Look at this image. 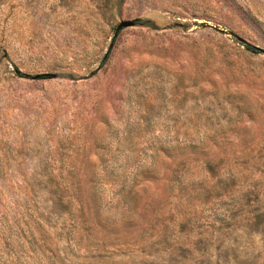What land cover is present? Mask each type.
<instances>
[{
    "label": "rangeland",
    "instance_id": "374dc122",
    "mask_svg": "<svg viewBox=\"0 0 264 264\" xmlns=\"http://www.w3.org/2000/svg\"><path fill=\"white\" fill-rule=\"evenodd\" d=\"M0 264H264V0H0Z\"/></svg>",
    "mask_w": 264,
    "mask_h": 264
},
{
    "label": "water",
    "instance_id": "95a60500",
    "mask_svg": "<svg viewBox=\"0 0 264 264\" xmlns=\"http://www.w3.org/2000/svg\"><path fill=\"white\" fill-rule=\"evenodd\" d=\"M132 25H133L132 22H121V23H119L118 26L116 27V30H115V34H114V36H116L117 33H118L119 31H121L122 29H124V28H128V27H131ZM257 51H258V50H257Z\"/></svg>",
    "mask_w": 264,
    "mask_h": 264
},
{
    "label": "trees",
    "instance_id": "16d2710c",
    "mask_svg": "<svg viewBox=\"0 0 264 264\" xmlns=\"http://www.w3.org/2000/svg\"><path fill=\"white\" fill-rule=\"evenodd\" d=\"M245 48H247L251 52H257V49L255 47H253V46L245 45ZM21 77L27 78L28 76H25V75L21 74Z\"/></svg>",
    "mask_w": 264,
    "mask_h": 264
}]
</instances>
